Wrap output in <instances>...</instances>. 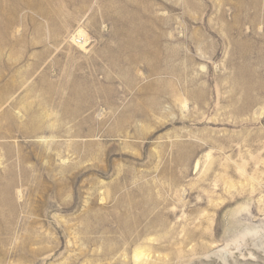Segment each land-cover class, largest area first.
<instances>
[{"label": "rangeland", "instance_id": "374dc122", "mask_svg": "<svg viewBox=\"0 0 264 264\" xmlns=\"http://www.w3.org/2000/svg\"><path fill=\"white\" fill-rule=\"evenodd\" d=\"M0 2V264H264V0Z\"/></svg>", "mask_w": 264, "mask_h": 264}, {"label": "bare ground", "instance_id": "6f19581e", "mask_svg": "<svg viewBox=\"0 0 264 264\" xmlns=\"http://www.w3.org/2000/svg\"><path fill=\"white\" fill-rule=\"evenodd\" d=\"M38 2V1H37ZM1 3V2H0ZM145 3V2H144ZM4 5V4H3ZM2 6V5H1ZM5 9V8H4ZM6 10V9H5ZM8 10V9H7ZM10 11V10H9ZM5 12V11H4ZM81 12V11H80ZM21 15V14H20ZM83 36V35H82ZM80 39V38H79ZM78 39V40H79ZM82 39V38H81ZM83 42V40H82ZM142 44V43H141ZM156 46V45H155ZM142 47V46H141ZM136 48V47H135ZM156 49V48H155ZM137 53V52H136ZM127 59V58H126ZM137 59V58H136ZM142 61V60H141ZM154 61V60H153ZM28 66V65H27ZM76 81V80H75ZM54 84V83H53ZM11 88V87H10ZM50 91V90H49ZM73 92V91H72ZM82 97V96H81ZM13 230V229H12ZM90 230V229H89ZM36 242V241H35ZM31 245V244H30ZM4 247V246H3ZM43 251V250H42Z\"/></svg>", "mask_w": 264, "mask_h": 264}]
</instances>
